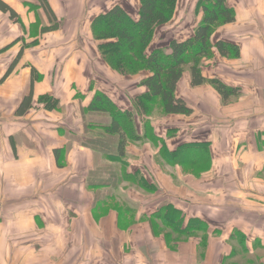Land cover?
<instances>
[{"label": "crops", "instance_id": "obj_1", "mask_svg": "<svg viewBox=\"0 0 264 264\" xmlns=\"http://www.w3.org/2000/svg\"><path fill=\"white\" fill-rule=\"evenodd\" d=\"M0 1L15 13L0 10V264H240L241 256L264 264V220L253 214H264V0H228L236 21L212 41L239 46L241 56L232 67L214 50L203 68L208 80L241 88L238 100L225 105L211 86L194 88L184 74L177 96L193 114L159 120L134 108L151 74L113 71L92 34L95 18L122 2ZM45 1L58 29L43 30L55 24L39 6ZM199 2L194 26L178 23L177 12L154 47L193 36ZM96 93L134 112L144 138L124 155L121 136L105 132L111 118L88 111ZM31 94V109L18 115ZM46 96L59 107L48 110L40 102ZM202 146L211 158L198 164L193 149ZM194 193L207 197L190 203ZM230 196L244 198L251 217L238 219L227 200L211 203ZM161 214L170 216L166 225L180 216L179 229L164 228Z\"/></svg>", "mask_w": 264, "mask_h": 264}, {"label": "trees", "instance_id": "obj_2", "mask_svg": "<svg viewBox=\"0 0 264 264\" xmlns=\"http://www.w3.org/2000/svg\"><path fill=\"white\" fill-rule=\"evenodd\" d=\"M180 2L181 0H139V8L134 13L122 5H116L95 18L92 23L94 40L99 44L98 51L108 67L127 77L142 72L151 74L142 83L148 92L134 100V107L141 117H154L156 113L161 116H191L193 110L177 96L178 85L187 71L191 74L194 88L210 85L222 97L225 105L233 97L239 98L242 94L241 88L230 87L219 79L208 80L203 74L205 62L214 58V50L223 58L238 59L241 56L239 46L224 40L216 43L212 41L219 28L236 21V10L229 6L228 0H201L198 11L202 19L193 36L171 40L167 46L154 47L159 37L163 39L161 33L166 38L164 31L175 22ZM40 4L49 18L55 21L54 25L43 30L58 29L59 23L47 1ZM0 10L9 13L12 19L15 16L14 11L2 1ZM32 102L31 94L20 105L17 114H25L31 109ZM40 102L48 110H55L60 105L58 100L50 96L41 98ZM88 111L103 113L111 118L110 126L104 129L107 134L121 136L119 148L123 155L129 141L143 140L144 137L136 133L134 113L120 111L106 95L96 93ZM186 149L187 147L183 148L182 153ZM193 153L201 159V163H198L199 160L195 161L198 164L210 161L208 147L195 148ZM174 161L183 164L184 159L175 153ZM169 217L160 215L163 227L166 226L174 233V230L179 229L181 217L174 224L166 225ZM164 236L168 241L174 240L170 231Z\"/></svg>", "mask_w": 264, "mask_h": 264}, {"label": "rangeland", "instance_id": "obj_3", "mask_svg": "<svg viewBox=\"0 0 264 264\" xmlns=\"http://www.w3.org/2000/svg\"><path fill=\"white\" fill-rule=\"evenodd\" d=\"M118 1L122 2L123 5L126 7V9H128L130 12H132V13L135 12L136 0H118ZM200 2H201V0H200ZM196 3H197V0H181L180 5H179L178 12H180V14H179L180 15V19H179L178 23H180L181 25H185L188 29L191 28V27H193L194 26V23L196 21L195 11H193L194 6H195ZM172 26H170V27H172ZM170 27L166 28L164 32H166V33L170 32L169 31V28ZM171 31L174 32L175 30H171ZM224 59H227L228 61L225 62L223 59H221V62L222 63H229L232 67H233V65H232L233 64L232 63L233 61H231V60H237V59H230V58H224ZM230 65H227V67L226 66H223V70H225L227 68H230L229 71H231L232 68H231ZM204 68H205V65H204ZM241 68H242V66H239V69H241ZM233 69H235V68H233ZM235 70L237 72L239 71L238 69H235ZM188 73L190 74L189 71H187L185 74H188ZM186 76H188V75H186ZM242 93H243V91H242ZM237 100H238V97L237 98L236 97H233L231 100L228 101L227 104H230V103L235 102ZM135 111H136V109H135ZM153 118H155L154 120H159V118H162V116L159 113H156ZM128 143L132 144L133 142H130L129 141ZM134 143H136V142H134ZM211 183H213V182H209V186H211ZM243 185H244V187H243ZM220 186H221V183L218 182L215 187L218 189V188H220ZM246 187H247V183L242 181L241 182V189H243L245 191ZM226 190L228 191V183H226ZM256 191H257V188H256ZM188 193H190V192H188ZM205 197H207V196H200V195H198L196 193L190 194V196H189V202L192 203L193 202L192 201L193 198H195L196 200L197 199L202 200ZM239 197H241V196H239ZM225 200H227V203H229L230 205H232L235 210L239 211L238 219L243 220L245 218L251 217L253 210H251V209L248 210L249 208L246 206V203H244L242 201V200H244V198H231V196H230V198L229 197L223 198V200H221V201L218 200V198H215V199H212L211 200V203L215 204L214 206L216 207L217 205H221L223 203H226ZM229 201H231L233 204H231V202H229ZM248 205L250 207V204H248ZM253 214H257L262 220H264V214L263 213H259L258 211L257 212L256 211H253ZM165 233H167V231L164 232V234ZM201 250L202 249H200L199 251H201ZM203 251H204V249H203ZM253 258H255V257H253ZM239 262H240V264H242V263L243 264L244 263H246V264H256V262H254L253 260L249 259L248 256H245V257L244 256H241L239 258Z\"/></svg>", "mask_w": 264, "mask_h": 264}]
</instances>
